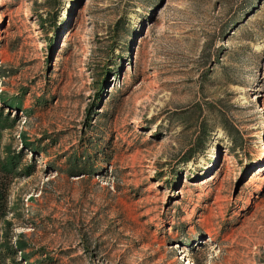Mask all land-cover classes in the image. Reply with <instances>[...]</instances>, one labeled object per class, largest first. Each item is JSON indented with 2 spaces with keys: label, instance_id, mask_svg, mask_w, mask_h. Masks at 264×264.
<instances>
[{
  "label": "rangeland",
  "instance_id": "1",
  "mask_svg": "<svg viewBox=\"0 0 264 264\" xmlns=\"http://www.w3.org/2000/svg\"><path fill=\"white\" fill-rule=\"evenodd\" d=\"M0 117L4 264H264V0H0Z\"/></svg>",
  "mask_w": 264,
  "mask_h": 264
},
{
  "label": "trees",
  "instance_id": "2",
  "mask_svg": "<svg viewBox=\"0 0 264 264\" xmlns=\"http://www.w3.org/2000/svg\"><path fill=\"white\" fill-rule=\"evenodd\" d=\"M1 118V117H0ZM4 120H6L5 118H3ZM15 165L16 162L14 160V157L11 156L8 158V160L6 159H2L0 157V216L4 214L5 211V205H6V191H7V181H6V177H8V175H10V173H14L15 171ZM2 250H4V256H2L0 254V264H4V258L8 257V254H14L15 250L13 248H11L10 246L3 248Z\"/></svg>",
  "mask_w": 264,
  "mask_h": 264
}]
</instances>
